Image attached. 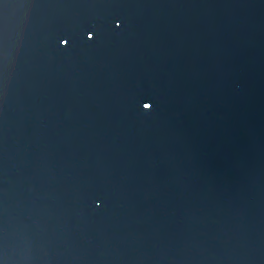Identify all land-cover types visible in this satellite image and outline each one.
I'll list each match as a JSON object with an SVG mask.
<instances>
[{
    "label": "water",
    "instance_id": "1",
    "mask_svg": "<svg viewBox=\"0 0 264 264\" xmlns=\"http://www.w3.org/2000/svg\"><path fill=\"white\" fill-rule=\"evenodd\" d=\"M3 3L0 259L264 264V0Z\"/></svg>",
    "mask_w": 264,
    "mask_h": 264
},
{
    "label": "snow or ice",
    "instance_id": "2",
    "mask_svg": "<svg viewBox=\"0 0 264 264\" xmlns=\"http://www.w3.org/2000/svg\"><path fill=\"white\" fill-rule=\"evenodd\" d=\"M0 4H2V7H3V8H7V7H9V4H7V3H3V0H0ZM118 22H119V23H122L121 21H118ZM0 27H2V23H0ZM86 31H87V33H88V37H89V39L93 38V36H94V31L91 30V29H88V30H86ZM58 39L60 40V43H61V44H65L66 42H68V41H66L65 39H62V38H59V37H58ZM142 107H143L144 109H148V110H150L151 105H150L149 103H143V104H142ZM0 264H4V261H3L2 259H0Z\"/></svg>",
    "mask_w": 264,
    "mask_h": 264
},
{
    "label": "clouds",
    "instance_id": "3",
    "mask_svg": "<svg viewBox=\"0 0 264 264\" xmlns=\"http://www.w3.org/2000/svg\"><path fill=\"white\" fill-rule=\"evenodd\" d=\"M4 264H5V262H4Z\"/></svg>",
    "mask_w": 264,
    "mask_h": 264
}]
</instances>
